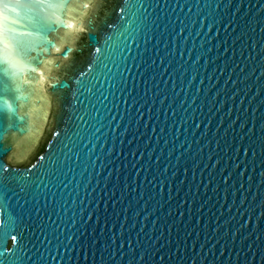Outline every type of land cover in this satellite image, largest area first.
<instances>
[{"label": "water", "instance_id": "1", "mask_svg": "<svg viewBox=\"0 0 264 264\" xmlns=\"http://www.w3.org/2000/svg\"><path fill=\"white\" fill-rule=\"evenodd\" d=\"M0 264H264V0H0Z\"/></svg>", "mask_w": 264, "mask_h": 264}, {"label": "snow or ice", "instance_id": "2", "mask_svg": "<svg viewBox=\"0 0 264 264\" xmlns=\"http://www.w3.org/2000/svg\"><path fill=\"white\" fill-rule=\"evenodd\" d=\"M13 239H15V238H13Z\"/></svg>", "mask_w": 264, "mask_h": 264}]
</instances>
